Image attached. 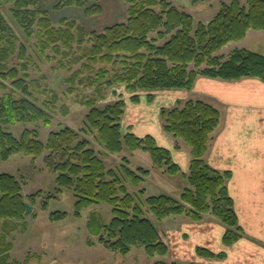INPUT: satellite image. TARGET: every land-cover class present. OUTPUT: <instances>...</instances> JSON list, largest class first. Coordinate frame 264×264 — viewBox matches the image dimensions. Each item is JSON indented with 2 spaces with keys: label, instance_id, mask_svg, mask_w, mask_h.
<instances>
[{
  "label": "trees",
  "instance_id": "obj_1",
  "mask_svg": "<svg viewBox=\"0 0 264 264\" xmlns=\"http://www.w3.org/2000/svg\"><path fill=\"white\" fill-rule=\"evenodd\" d=\"M123 1L127 4L125 20L110 19L98 25L94 21L106 17V0H58L54 4L56 10L83 9L93 22L89 26L65 16L55 24L41 0H0V89L7 90L8 81L12 85L0 97V156L5 160L14 153L43 156L45 165L56 174L55 194L50 193L49 197L64 188L72 189L77 215L91 205H110L111 220L101 222L91 213L88 228L113 250L128 253L132 247L142 246L150 256L166 257L169 244L158 222L179 214L196 221L202 220L206 213L214 215L226 227L224 243L231 245L242 233L229 193L232 173L213 167L205 159L222 118L217 105L190 98L183 105L160 110L163 128L176 140H183L191 152L190 169L184 173L189 184L179 197L159 193L143 200L140 195L145 188L139 193L131 192L122 171L133 185L139 186L150 170L142 166L135 170L128 162H123L122 171L118 166L109 168L87 135L95 132L110 153H121L125 148L145 149L155 166L170 174L179 173L181 167L170 149L159 145L152 134L139 135L132 127L125 129V98L119 97L103 107L97 105L98 99L108 87L118 83L133 93L132 99L136 101L140 90L151 91L148 98L152 100L155 90L191 89L202 75L227 80L243 77L264 80L261 52L241 47L228 56L219 53L229 42L244 39L250 29L264 30V0L222 1L209 21L197 23L191 12L171 0ZM2 5L10 8L29 35H35L43 55L48 59L60 56V66L71 71L68 78L71 92L77 82L95 87L97 96L84 101L89 110L81 129L67 125L51 130L46 141L41 139L38 127L26 126L20 137L7 130L6 126L19 123L41 122L48 127L53 116L30 87L29 70L31 63H36L35 56L28 53L23 42L18 44L16 31L5 18ZM16 53L19 62L11 65ZM17 92L21 95L16 96ZM0 191V218L13 221L14 230L20 224L25 228L26 202L34 206L40 191L26 196L21 180L11 172L0 173ZM145 206L155 219L148 215ZM64 215L65 211H56L52 218ZM7 232L0 237V264H9L13 248ZM197 252L208 258L226 255L225 251L215 252L204 246H199ZM175 263L160 259L153 264Z\"/></svg>",
  "mask_w": 264,
  "mask_h": 264
},
{
  "label": "rangeland",
  "instance_id": "obj_2",
  "mask_svg": "<svg viewBox=\"0 0 264 264\" xmlns=\"http://www.w3.org/2000/svg\"><path fill=\"white\" fill-rule=\"evenodd\" d=\"M57 1L41 0V5L50 10L55 24L58 25L59 19L64 16L70 19L76 18L78 22L87 23L89 26L93 23L84 14L83 9L67 7L56 10L54 4ZM222 1L200 0V3L194 4L193 0H176L178 6L189 11L192 10L196 23L201 19L209 21L215 15V11L219 10ZM172 2L174 3L175 0ZM105 4L106 17L104 15L100 16L98 21H94L95 24H104L110 19L117 18L125 20L127 16L125 1L106 0ZM2 10L5 18L16 31L18 44L23 42L27 46L28 53L35 56L36 63L30 65L29 84L34 94L38 96L39 103L46 106L53 116L52 124L48 127L41 122L19 123L6 126L7 130L20 137L26 126L38 127L41 132V139L46 141L51 130H57L67 125L81 129L89 110L84 101L92 96H97L95 87L77 82L74 91L71 92L69 87L72 84L68 81L71 71L60 66L58 60L60 56L48 59L40 52L35 35L27 33L10 8L2 5ZM245 43L249 49H256L264 54V33H260L258 38L255 36L248 37ZM242 44L239 40L231 41L219 53L228 56L231 51L240 48ZM47 52L52 54L51 50ZM18 62L19 57L16 53L11 59V65H17ZM97 65L102 66V64ZM8 85L10 87L7 90L0 89V97L6 91H10L12 87L10 81H8ZM149 93H151L149 90L138 91L136 93L138 100L135 101L132 99L134 94L129 92L124 85L118 83L105 90L104 96L99 97L97 105L103 107L108 103L115 102L119 97L125 98L127 102L126 113L123 117L125 129L133 126L137 129L141 124L138 112L149 101L147 100ZM20 95V92L16 93V96ZM157 101L159 104V99H156L154 103H148L146 106V110L151 112H147L150 118L154 113L152 110L153 104ZM87 137L90 139L92 146L105 159L109 168L118 166L121 167L120 170L122 171L121 165L123 162H128V165L135 170L141 166L150 170L139 186L133 185L129 177L122 171L124 182H126L131 192L139 193L141 188H145V193L142 192L140 195L143 200L148 195L159 193H168L179 197L185 186L188 185V180L181 173L170 174L155 166L150 152L145 149L132 151L125 148L121 153H110L105 150L103 143L96 138L95 132L88 134ZM124 156H127L128 159L125 160ZM1 172L14 173L21 180L23 192L26 196L40 191L35 200V205L26 216L25 228H23V224H20L14 230L12 229L13 221L0 218V237L7 232L5 229H10L7 232V237L13 243V248L9 252V264H153L160 259L176 261L175 264H192L195 262L193 260L192 262L182 261L174 258L177 255L172 254L171 256V253H168L167 257L150 256L142 246H134L128 253H122L107 247L101 241L100 235H96L88 228V221L91 213H95L101 222H109L112 218L111 206L108 204L91 205L82 209L81 215H77L75 212L76 197L72 189L64 188L56 196L49 197L50 193L55 194L56 174L45 165L43 156L35 158L23 153H14L7 160L0 156ZM145 208L148 215L155 219L152 212H149L148 207L145 206ZM56 211H65L66 215L52 218V214ZM173 217L170 216L169 219L158 222L163 235H165L167 227L175 222V220L170 219Z\"/></svg>",
  "mask_w": 264,
  "mask_h": 264
},
{
  "label": "crops",
  "instance_id": "obj_3",
  "mask_svg": "<svg viewBox=\"0 0 264 264\" xmlns=\"http://www.w3.org/2000/svg\"><path fill=\"white\" fill-rule=\"evenodd\" d=\"M174 4L178 5L176 0ZM189 12L193 13L192 10ZM260 33L264 30L250 29L246 37L239 40L243 43L241 47H246L248 37L258 38ZM153 93V99L147 96L149 101L142 110L139 109L141 124L132 129L139 135L152 134L159 145L169 148L183 176L190 169V148L163 128L161 108L183 105L193 98L203 99L221 109V122L213 134L205 159L217 169L231 171L229 193L242 228L241 236L226 245L223 241L226 227L214 215L206 213L199 221L186 214L172 215L174 217L170 219L175 222L163 235L169 244V254L177 255L174 258L182 261L203 264H264V80L257 77L227 80L202 75L191 89H159ZM156 99L160 103L153 104L151 119L146 106ZM199 246L215 252L225 251L226 255L204 257L197 252Z\"/></svg>",
  "mask_w": 264,
  "mask_h": 264
},
{
  "label": "water",
  "instance_id": "obj_4",
  "mask_svg": "<svg viewBox=\"0 0 264 264\" xmlns=\"http://www.w3.org/2000/svg\"><path fill=\"white\" fill-rule=\"evenodd\" d=\"M26 205H27V211L26 212L30 213L32 208H33V205L29 201L26 202Z\"/></svg>",
  "mask_w": 264,
  "mask_h": 264
}]
</instances>
